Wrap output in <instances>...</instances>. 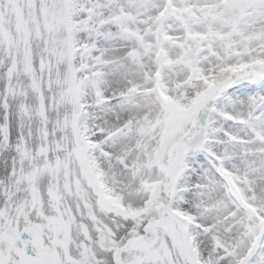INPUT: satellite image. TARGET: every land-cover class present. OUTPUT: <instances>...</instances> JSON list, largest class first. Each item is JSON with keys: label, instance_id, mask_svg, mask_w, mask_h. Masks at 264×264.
I'll return each mask as SVG.
<instances>
[{"label": "snow or ice", "instance_id": "obj_1", "mask_svg": "<svg viewBox=\"0 0 264 264\" xmlns=\"http://www.w3.org/2000/svg\"><path fill=\"white\" fill-rule=\"evenodd\" d=\"M0 264H264V0H0Z\"/></svg>", "mask_w": 264, "mask_h": 264}]
</instances>
